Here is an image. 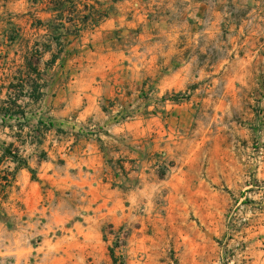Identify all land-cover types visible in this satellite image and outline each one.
Segmentation results:
<instances>
[{"label":"rangeland","instance_id":"1","mask_svg":"<svg viewBox=\"0 0 264 264\" xmlns=\"http://www.w3.org/2000/svg\"><path fill=\"white\" fill-rule=\"evenodd\" d=\"M82 1L110 17L43 57L23 127L46 30L0 0V146L29 165H0V264H264V0Z\"/></svg>","mask_w":264,"mask_h":264},{"label":"trees","instance_id":"2","mask_svg":"<svg viewBox=\"0 0 264 264\" xmlns=\"http://www.w3.org/2000/svg\"><path fill=\"white\" fill-rule=\"evenodd\" d=\"M34 10L28 15L33 21V28L37 31L45 29L46 33L38 35L31 44L30 39H23L25 42L24 61L19 67L16 83L9 86L8 97L2 107L4 120L14 118L22 123L21 118L26 119V110L19 100L23 97L40 102L45 95L46 83L40 71V63L43 57L51 54L48 65H54L66 51L65 38L72 36L79 38L86 27L99 26L109 17L108 9H98L94 4L83 3L82 0H35L32 5ZM38 13H47L45 19L38 16ZM35 135H31L34 137ZM22 144V143H21ZM11 160L16 164V169L29 167L25 157L20 155L19 147L15 142L0 146V165L5 160ZM114 263L118 264L114 251L111 250Z\"/></svg>","mask_w":264,"mask_h":264},{"label":"crops","instance_id":"3","mask_svg":"<svg viewBox=\"0 0 264 264\" xmlns=\"http://www.w3.org/2000/svg\"><path fill=\"white\" fill-rule=\"evenodd\" d=\"M38 16L39 17H41V18H43V19H45V18H47L48 16H49V14H47V13H38ZM110 17V16H109ZM108 17V18H109ZM108 18H106L105 20H103L101 23H103L104 21H106ZM101 23L99 24V25H101ZM98 27V26H97ZM41 31V29L39 30V31H37V32H40ZM84 34H85V31L83 32V34H82V36L81 37H79L80 39H82V37L84 36ZM47 54H50V53H47ZM51 55V54H50ZM23 61H24V58H23ZM23 63V62H22Z\"/></svg>","mask_w":264,"mask_h":264}]
</instances>
